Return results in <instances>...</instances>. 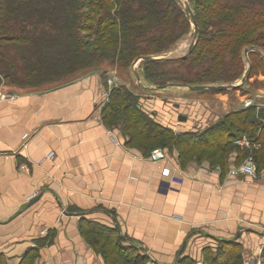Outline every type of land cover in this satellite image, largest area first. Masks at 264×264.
<instances>
[{"label": "crops", "instance_id": "0c3cea01", "mask_svg": "<svg viewBox=\"0 0 264 264\" xmlns=\"http://www.w3.org/2000/svg\"><path fill=\"white\" fill-rule=\"evenodd\" d=\"M258 79L248 98L145 85L140 106L177 133L203 134L204 147L247 99L264 108ZM10 91L18 99L0 101V264H115V247L143 264H264V170L234 172V152L222 168L212 147L185 158L165 149L152 162L104 123L102 72ZM233 144L251 148L246 136Z\"/></svg>", "mask_w": 264, "mask_h": 264}, {"label": "trees", "instance_id": "16d2710c", "mask_svg": "<svg viewBox=\"0 0 264 264\" xmlns=\"http://www.w3.org/2000/svg\"><path fill=\"white\" fill-rule=\"evenodd\" d=\"M188 3L194 7L199 27L193 49L186 58L141 61L138 66L146 86L233 85L248 59L258 63L249 60L247 80L256 66L264 68V0ZM187 18L180 0H0V78L20 87L43 84L97 67L103 58L132 68L139 56L168 53L172 44L192 30ZM248 47L246 61L243 51ZM139 84L142 91L144 86ZM237 89L243 88L232 91ZM139 102V94L116 86L102 118L109 128L121 132L126 144L142 153L176 149L185 158L212 147L213 157L220 154L217 160L222 168L234 152L238 165L251 155L257 172L264 170V108L243 107L225 115L206 132L215 136L212 143L198 147L204 143L203 134L191 138L177 133L157 123ZM243 136L250 149L234 146L233 141ZM109 255L115 264L144 261L121 247ZM182 264L193 263L184 260Z\"/></svg>", "mask_w": 264, "mask_h": 264}, {"label": "rangeland", "instance_id": "374dc122", "mask_svg": "<svg viewBox=\"0 0 264 264\" xmlns=\"http://www.w3.org/2000/svg\"><path fill=\"white\" fill-rule=\"evenodd\" d=\"M180 1L182 3L185 1L188 2V0H180ZM192 10L194 12V7H192ZM193 29H194V27L192 25V30L190 29V32L187 33L185 37L180 38L174 44H172L171 49L168 53L160 54L158 56H164L165 58L178 59V58L184 56L185 54H187L189 49H190L192 42L194 41V38L192 37L194 35ZM250 49L251 48H249V50ZM244 52L245 51H243V54H245ZM249 52H248V54H249ZM248 54H246V56H245L246 61L248 59V58H246V57H248ZM249 60H251L253 62L255 61L256 63H258L257 59H253V58L248 59L246 66L241 71V74L237 75L238 77L236 79L232 80V84H234V85L240 84V82H241L242 78L245 76L247 70L250 69L251 63ZM256 67H257L256 71H254L253 74L251 75V77L244 83V85L242 87H240V88H243V89L239 90V93L242 97L248 98V96L250 94L254 93L255 86L261 85L258 77H260V75H264V72H263L264 68H263V65H258ZM137 70H138L139 74L142 75V76H140L141 77L140 81H138L136 79L132 68L122 67L118 63L112 64L111 61H109L106 58H103L100 60V64L97 67L80 70V71H77L73 74L67 75L65 77H60L58 80H54L52 82H45L43 84H32L31 86H27V87H20V86H15L13 84H10L9 81H6V80L0 78V93H11V94H13L10 90H14V89L30 90V89H34V88H46V87H50V86H56L57 84H61L63 82L75 80L77 78H80V77L85 76V75L92 73V72H102L104 75H106V80L110 76L115 75L119 81L118 86H122V85L125 86V88H128V89L134 91L135 93L139 94V96L141 98L143 95H140L141 92L138 89V86L140 85L139 82L142 84V86H145L147 81L144 77L142 68H140L138 65H137ZM154 87H156V86H154ZM139 105H140V102H139Z\"/></svg>", "mask_w": 264, "mask_h": 264}, {"label": "built area", "instance_id": "2783aa9c", "mask_svg": "<svg viewBox=\"0 0 264 264\" xmlns=\"http://www.w3.org/2000/svg\"><path fill=\"white\" fill-rule=\"evenodd\" d=\"M118 78L115 75L110 76L106 80V91L104 94V99L108 101L110 99L111 91L114 87L118 86ZM18 99V96L11 93H0V101H9L14 102ZM255 106L251 100H246L244 102V107H252ZM167 158V152L164 148H156L152 151L150 155V160L152 162H157L161 160H165ZM234 172H242L252 176V178L257 179L259 177V173L257 172L256 164L253 159V156L249 155L246 157L242 163V165L234 170Z\"/></svg>", "mask_w": 264, "mask_h": 264}, {"label": "water", "instance_id": "95a60500", "mask_svg": "<svg viewBox=\"0 0 264 264\" xmlns=\"http://www.w3.org/2000/svg\"><path fill=\"white\" fill-rule=\"evenodd\" d=\"M184 6H185V12H186V15L188 17V19L190 20V22L193 24L194 28H195V31H194V39H196L198 33H199V27H198V24L196 22V19H195V16H194V12L192 10V7L190 6V4L188 2H183ZM195 45V40L192 42L191 46H190V51L193 49ZM251 50V49H250ZM249 49H246L245 50V54H248V52L250 51ZM188 56V54L184 55L183 58H186ZM165 57L164 56H139L134 62H133V65H132V69H133V72H134V75L136 77V79L138 81H140V75H139V72L137 70V65L143 61V60H146V61H151V60H162L164 59ZM249 71L250 69L247 70L245 76L242 78L240 84L238 85H212V86H204V85H197V86H193V87H188L190 91L192 92H220V91H225V90H229V89H235V88H240L247 80L248 78V75H249ZM172 86H176V85H172ZM159 88H166V86H163V87H159ZM182 116H180V119Z\"/></svg>", "mask_w": 264, "mask_h": 264}]
</instances>
